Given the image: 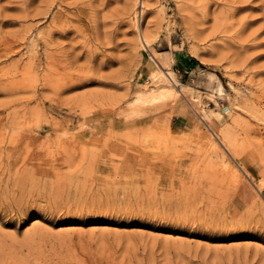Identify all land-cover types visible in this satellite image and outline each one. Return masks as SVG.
I'll use <instances>...</instances> for the list:
<instances>
[{"label":"rangeland","instance_id":"rangeland-1","mask_svg":"<svg viewBox=\"0 0 264 264\" xmlns=\"http://www.w3.org/2000/svg\"><path fill=\"white\" fill-rule=\"evenodd\" d=\"M143 1L0 0V264H264V0Z\"/></svg>","mask_w":264,"mask_h":264},{"label":"bare ground","instance_id":"bare-ground-1","mask_svg":"<svg viewBox=\"0 0 264 264\" xmlns=\"http://www.w3.org/2000/svg\"><path fill=\"white\" fill-rule=\"evenodd\" d=\"M143 2V0H140V4H143ZM64 4L65 0H49V7L47 11L48 15L50 16L48 27H51V36L47 41V46L49 48H55L59 46V42L56 41L52 37V35L57 32L58 35L61 36L65 31L63 27H68L69 22L73 20L71 17L64 13ZM55 7H57V10L54 11ZM136 27L141 42L145 45L146 48L147 45L150 44V40L144 35L143 28L138 22L136 24ZM54 58V54L53 52H51L49 55V63L51 66L54 65ZM178 86L179 82L175 76V72L169 67H163L154 59V64L150 69L148 79L145 82H141L138 84L135 92L128 102L127 113L129 115H135L141 113L144 109L147 108L161 107L172 102H177L181 97H186L188 99L190 93L188 92L189 88L187 87V84H182L181 89H179ZM210 96L212 97V95ZM192 97L195 101L196 113L202 120L205 121L206 118L210 117L214 113L208 105V98L199 94H193ZM227 133H229V131ZM204 139L206 144H213L212 138L209 134H206ZM225 141L226 145H229L228 147L230 148L232 144L230 143L229 138L226 137Z\"/></svg>","mask_w":264,"mask_h":264}]
</instances>
